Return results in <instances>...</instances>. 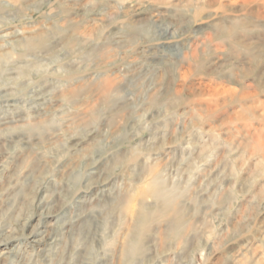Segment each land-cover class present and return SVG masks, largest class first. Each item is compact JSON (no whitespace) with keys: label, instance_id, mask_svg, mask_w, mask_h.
<instances>
[{"label":"rangeland","instance_id":"rangeland-1","mask_svg":"<svg viewBox=\"0 0 264 264\" xmlns=\"http://www.w3.org/2000/svg\"><path fill=\"white\" fill-rule=\"evenodd\" d=\"M0 157V264H264V0H0Z\"/></svg>","mask_w":264,"mask_h":264},{"label":"bare ground","instance_id":"bare-ground-1","mask_svg":"<svg viewBox=\"0 0 264 264\" xmlns=\"http://www.w3.org/2000/svg\"><path fill=\"white\" fill-rule=\"evenodd\" d=\"M73 43H74V41H72V44ZM39 101H40V99H39ZM10 103H12V102H10ZM148 188H149L150 195L152 197L158 199L160 201V205L158 206V208L154 212H150L144 206L140 207L139 212H138V224L136 226L137 236L134 239H130L127 242V244L125 245L124 250H123V254H124V257H125L127 262H131L132 258L136 254H138L142 251L140 242L142 240L144 233L147 231V229L149 227V221L153 217V215L156 214L157 216L161 217L162 219L171 220L172 231L176 237L182 236L185 229H186V227L182 223V212H181V208H180V198H181L182 194L178 193L177 190H175V191L168 190L167 187H165V185L158 178H154L149 183ZM73 226H74V224H73ZM2 232H3V230L0 231V237H1ZM60 235H61V233H60ZM57 236H58V234H57ZM5 239H6V237H5ZM8 240L9 239H6L5 241H8ZM47 240H49V241L52 240V242H55L57 240V238H56L55 234L51 233L48 235ZM32 242L43 243V242H41V240H36V239H33ZM58 243H60V242H58ZM53 246H54V244H53ZM35 247H38V246L35 245Z\"/></svg>","mask_w":264,"mask_h":264}]
</instances>
